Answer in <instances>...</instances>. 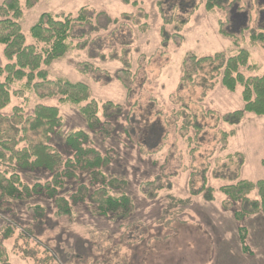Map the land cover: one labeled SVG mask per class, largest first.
<instances>
[{"label": "rangeland", "instance_id": "374dc122", "mask_svg": "<svg viewBox=\"0 0 264 264\" xmlns=\"http://www.w3.org/2000/svg\"><path fill=\"white\" fill-rule=\"evenodd\" d=\"M25 1L21 0L20 23L29 44L34 43L30 29L44 13L62 16L90 7L120 19L119 24L98 35L105 38L102 44L106 54L113 51L115 41L131 42V96L116 77L122 64L92 59L88 49L70 50L47 68L53 80L88 84L100 106L107 101L125 106L124 115L112 119L115 128L108 137L89 131L80 107L60 104L58 97L40 99L26 91L23 98L13 96L1 113L11 115L15 106L23 107L26 115H32L37 104L59 107L63 126L52 135L53 148L64 158L71 157L73 153L65 143L67 134L88 131L93 145L111 156L106 173L127 181L126 192L134 200L135 213L127 220H113L99 216L95 206L86 202L73 207L70 215L59 216L54 200L45 194L2 203L0 231L10 225L16 227L15 235L4 242L10 264H264V214L238 220L235 211L240 209V201L225 204L228 197L220 191L225 183L213 178V171L223 163L235 168L242 160L241 178L264 180V116L245 114L236 126L218 120L244 107L243 87L239 85L231 92L220 79L205 95L200 87L187 89L182 99L175 95L183 62L190 53L199 57L218 52L234 55L239 49H247L251 67L242 68L243 73L246 77L264 74V43L251 38L254 31L264 32V0H240L241 14L236 9L231 14L228 10L207 11L204 0H170L179 13L186 14L193 5L199 9L183 31V42H172L167 48L162 46V20L156 0H130L129 4L124 0H39L31 9ZM133 1L138 5L131 4ZM140 8L148 13L146 30L121 19L123 13H136ZM230 18L237 20L236 25L232 22L226 26L231 37L220 31L221 22ZM169 30L172 32L171 27ZM6 63L4 45L0 44V64ZM81 63H91L100 71L85 73ZM103 75H109L111 81L102 80ZM188 118L199 128L186 127ZM233 131L224 143L223 132ZM204 170L207 185L215 189L214 202L192 194L202 186ZM20 173L30 184L52 177L45 169H22ZM158 177L164 184L171 181L172 189L149 199L143 190ZM81 183H89L87 172L66 182L59 195L69 197ZM250 198L257 199V192ZM32 204L45 207L42 222L28 211ZM241 228L246 230L248 250L243 247Z\"/></svg>", "mask_w": 264, "mask_h": 264}, {"label": "trees", "instance_id": "16d2710c", "mask_svg": "<svg viewBox=\"0 0 264 264\" xmlns=\"http://www.w3.org/2000/svg\"><path fill=\"white\" fill-rule=\"evenodd\" d=\"M38 1L26 0L25 5L27 9H31ZM124 2L129 4L130 0ZM204 2L207 11L228 10L231 14L236 9L238 14L243 13V8L241 9L239 5L240 0H204ZM131 4L137 6L138 2L133 1ZM156 5L162 20L160 30L162 46L167 48L172 42L182 43L183 31L189 24L190 18L199 9V5H193L186 14L179 13L177 7L171 5L170 0H156ZM22 16L21 0H3L0 4V44L4 45V56L7 59L5 65L0 64V204L26 201L45 194L54 200L59 216L70 215L73 207L88 202L95 206L99 216L120 221L129 219L135 213V204L126 192L127 181L106 173L105 170L112 162L111 156L103 154L93 145L88 131L76 130L67 134L65 143L73 155L64 158L51 145L52 135L63 126L59 107L37 104L33 114L26 115L23 107L15 106L11 115L1 113L11 103L13 96L23 98L26 91L36 93L40 99L58 97L60 104H74L80 107L89 131L98 133L102 138L108 137L115 128L112 119L123 116L126 111L125 106L112 101L104 102L100 106V103L92 97L88 84L61 78L53 80L47 68L70 50L88 49L92 59L103 61L110 59L122 64L116 77L131 96L134 92L132 62L128 48L131 42L115 41L113 51L106 54L104 52L106 48L102 44L105 38L98 35L108 31L112 25L119 24L120 19L112 18L107 13L98 12L90 7L81 8L77 14L62 16L44 13L30 29L34 43L29 44L20 23ZM147 18L148 13L140 8L136 13H123L121 19L131 21L146 30ZM229 20L226 23L221 22L220 31L221 34L231 37L233 34L226 26L231 25L232 22L236 25L237 20L233 18ZM170 27L172 32L169 30ZM94 34L98 35L97 38L91 37ZM117 37L119 36L115 35V39H118ZM251 38L254 42L264 43V32L254 31ZM250 57L251 54L247 49H239L234 55L225 52L203 57L188 54L183 62L182 77L175 95L182 99L181 94L194 87H200L205 95L220 79L221 84L231 92H234L239 85L243 87L244 107L229 112L218 120L236 126L241 123L245 114L264 116V74L246 77L242 71V68L251 67ZM79 66L85 73L100 71L91 63H81ZM107 79L111 81L109 75H103L102 80L106 82ZM18 84L20 85L17 87ZM100 110H102L101 115ZM185 121L186 127L199 128L197 122L189 118ZM140 129V132L144 133V129L142 127ZM233 133L234 131L223 132V142L227 143ZM145 139L146 137L144 141ZM230 159L233 161V158ZM242 165V160L235 168L225 162L213 171V178L225 183L220 187V191L228 197L225 204L230 202L229 204L232 205L240 201L241 207L235 211L238 220L258 213L264 214V180L253 182L241 178ZM22 169L31 171L45 169L52 174V177L45 182L39 179L34 184H30L22 177L20 173ZM81 172L88 173L89 183H81L69 197L59 195L66 182L79 178ZM207 174V170H204L203 184L199 189H193L192 194L202 195L205 201L214 202L215 189L207 185ZM156 182L160 184L157 185ZM164 189L171 190L172 182L168 181L164 184L163 179L158 177L155 181L146 184L143 193L149 199H155ZM254 191L258 194L257 199L250 198ZM225 207L228 208L227 205ZM28 211L39 222H42L46 215V209L41 204L29 205ZM15 230L16 227L10 225L0 231V264H10L4 242L15 235ZM29 231L31 230L28 229ZM245 232L246 230L241 228L243 247L248 250Z\"/></svg>", "mask_w": 264, "mask_h": 264}]
</instances>
